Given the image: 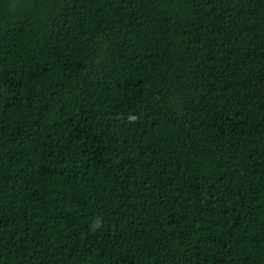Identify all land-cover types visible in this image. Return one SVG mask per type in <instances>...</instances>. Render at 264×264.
<instances>
[{"label":"trees","instance_id":"obj_1","mask_svg":"<svg viewBox=\"0 0 264 264\" xmlns=\"http://www.w3.org/2000/svg\"><path fill=\"white\" fill-rule=\"evenodd\" d=\"M0 264H264V0H0Z\"/></svg>","mask_w":264,"mask_h":264}]
</instances>
